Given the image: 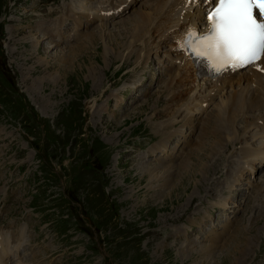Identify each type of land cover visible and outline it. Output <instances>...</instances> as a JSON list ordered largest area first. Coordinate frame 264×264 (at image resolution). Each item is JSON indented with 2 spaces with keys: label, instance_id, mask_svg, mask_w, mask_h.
<instances>
[{
  "label": "rangeland",
  "instance_id": "rangeland-1",
  "mask_svg": "<svg viewBox=\"0 0 264 264\" xmlns=\"http://www.w3.org/2000/svg\"><path fill=\"white\" fill-rule=\"evenodd\" d=\"M110 1L0 0V233L10 239L0 249L8 264H264V158L248 165L253 174L239 158L242 146L264 149L253 121L262 110L241 115L227 139L195 145L227 93L188 114L187 88L160 74L154 57L137 68L148 58L133 51L135 22L155 10L129 11L115 25L74 23ZM55 23L58 31L44 35ZM174 156V167L151 170ZM216 235L222 242L205 254ZM247 241L254 248L242 260Z\"/></svg>",
  "mask_w": 264,
  "mask_h": 264
},
{
  "label": "bare ground",
  "instance_id": "bare-ground-1",
  "mask_svg": "<svg viewBox=\"0 0 264 264\" xmlns=\"http://www.w3.org/2000/svg\"><path fill=\"white\" fill-rule=\"evenodd\" d=\"M142 1L143 0H111L109 4L110 6L105 5L104 8L106 10H100L99 12L100 15L97 14L98 16L95 17H88V15L86 17L85 15H81L80 16L81 18L78 17L76 18L75 21L77 24H80L79 22H81V19H84L85 21H87V23H91L89 24L91 26L96 21H101L104 24H108L109 23L108 20H115L113 22L112 21L110 22L112 23V25H115V22H117L119 18L123 17L129 11H132L134 15L135 13L138 14L142 10H155V13L159 12V10H162L164 13L159 14V17L158 16L154 17L153 14L155 13L146 11L140 14L138 19L136 18L137 20L135 22V25L137 27V31H135L134 40L138 41V43L134 45L135 49L133 51L144 53L147 58L154 57L155 59L154 63H156L159 66L160 74L164 72V74L162 75H164L166 78H169L167 76L168 75L167 73H169V76L171 77L172 80L171 83L176 82V84L178 85L180 84V86L182 84V86H185L187 88L186 97L188 98L186 100H184L185 97L184 94H178V95L175 94L177 101L184 100L182 101L181 107H185V110L188 111V114H194V111H200L201 107H204L205 102L207 101L213 102L215 99L219 98L217 96L218 92L221 94L224 90H231L229 93H227L226 96L227 98L225 100H223V98L222 99L220 98L222 102L220 100L218 101V103L214 106L211 113L205 120L204 124H202L200 129V135H198L199 142H196L195 145H200L202 143L204 144L205 139L206 138L209 139L210 137H213L218 140H222L219 139V137L222 134H224L225 138L227 139L229 127L235 129L234 127L236 126L238 118H241L240 116L243 115V118L239 121L242 122L244 118L246 119V116L248 117L249 115V113H247L248 111L252 113L255 112L256 110L258 111L262 110L261 118H259V120L262 121L259 122V125L257 126L261 127L264 130V74L255 71V69L259 67L260 64L255 65L253 69L252 68L247 69L246 72L236 73L229 71L225 73L221 78H217V79L207 78L201 81L202 83L201 84L197 80L199 74L195 69L194 64L192 63L191 58L186 55V51L184 50L183 47L184 35L189 29H196L200 26L207 24L208 21L206 20V15L211 5L208 3L197 5L196 8L192 10V8L186 7L187 0H145L142 6L139 7ZM95 5H100V3ZM92 8L90 7L89 11ZM100 17L102 19H100ZM93 20H95V22H93ZM60 25L61 23L60 24L55 23L54 24L55 27L50 28V26H48L47 24V26L44 27L45 33L43 34L44 35H47L48 33L54 34L55 32L58 31ZM152 31L155 32L154 42L153 44L147 42L146 49L143 50L141 47V43L148 35H150ZM65 33H67V28H65ZM48 36L51 37V39L53 37V35H48ZM62 38L63 40L68 39L65 35L60 37L59 39ZM77 39L78 38L76 37L73 38L71 41ZM159 41L161 42L159 43ZM37 48H38V43H37ZM76 49L77 48H72L73 51ZM130 49H131V44H130ZM150 52H151V56L149 55ZM171 52L175 53V56L173 58L171 57ZM149 58L147 59L146 63L143 64L142 67L137 66V68H143L149 62ZM168 63L171 64L172 66L169 67ZM261 63L264 65V61H262ZM91 68H93L94 71L98 70L96 66ZM173 86L176 85L173 84ZM199 87L201 88V90L204 89L205 91L198 94L197 90ZM170 88H175V87L171 86ZM167 89L169 88L167 87ZM173 99L175 98H171V100ZM254 108L257 109L254 111ZM203 109L204 108H202L201 112L203 111ZM234 137L235 136H233V138ZM170 141L171 138L167 140V142ZM167 142L162 141L156 144L154 147L151 148L152 153L153 154L162 153L164 147H166ZM190 142L189 143L187 142L188 145L186 146V148L190 146ZM235 142L236 144L238 143L237 141ZM261 144L264 145V141L260 142V146ZM257 149L258 148H255L253 150L246 146L240 147L239 158L241 159V161L246 163L245 169L248 168L247 170L249 171L251 169L257 168V166L256 167L254 166V164L252 166H248L250 163L253 162L257 163L260 160L257 159L256 161H254V159L258 158L259 156H262L264 158V149L258 151ZM192 153L193 151L190 153V156L192 155ZM171 159L173 165L169 163V158H168V161L162 160L161 161L162 163H158L159 168L155 167L153 169L151 168V170L158 171L161 168H163V166L174 167L176 156L172 157ZM260 163H262V161H260L259 164ZM250 172L252 174L254 173L252 171ZM170 176L168 179L171 178ZM167 182L168 181H166V183ZM221 240H223L221 235H216V237L212 241L214 244L212 243L213 245H211L209 248H206V250L204 251L205 254H212L213 247L218 246ZM0 241L10 242V239L6 236V233L4 234V232H2L0 233ZM253 243L247 241V243L244 244L243 247L241 248L240 250L241 252H239L238 254L242 256L241 257L242 260L245 257L249 256L250 250L254 248ZM7 254L8 253L6 252V249L3 250L0 249V264H8V262L11 260L10 258L7 257ZM33 257L34 255H32L30 258ZM241 263L242 261L238 262V264Z\"/></svg>",
  "mask_w": 264,
  "mask_h": 264
},
{
  "label": "snow or ice",
  "instance_id": "snow-or-ice-1",
  "mask_svg": "<svg viewBox=\"0 0 264 264\" xmlns=\"http://www.w3.org/2000/svg\"><path fill=\"white\" fill-rule=\"evenodd\" d=\"M200 0H188L189 5ZM206 32H186L183 47L217 72L264 61V0H210Z\"/></svg>",
  "mask_w": 264,
  "mask_h": 264
}]
</instances>
